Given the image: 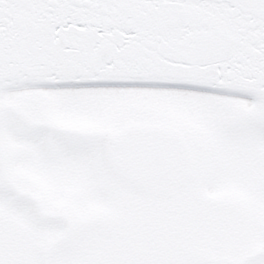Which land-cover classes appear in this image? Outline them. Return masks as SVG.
Instances as JSON below:
<instances>
[{
  "label": "snow or ice",
  "instance_id": "obj_1",
  "mask_svg": "<svg viewBox=\"0 0 264 264\" xmlns=\"http://www.w3.org/2000/svg\"><path fill=\"white\" fill-rule=\"evenodd\" d=\"M0 264H264V0H0Z\"/></svg>",
  "mask_w": 264,
  "mask_h": 264
}]
</instances>
